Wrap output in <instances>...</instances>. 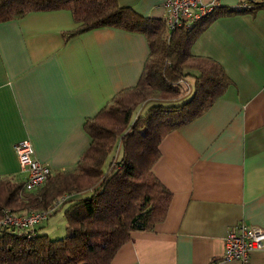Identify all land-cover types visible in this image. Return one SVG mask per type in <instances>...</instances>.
<instances>
[{
    "label": "crops",
    "instance_id": "0c3cea01",
    "mask_svg": "<svg viewBox=\"0 0 264 264\" xmlns=\"http://www.w3.org/2000/svg\"><path fill=\"white\" fill-rule=\"evenodd\" d=\"M163 1L117 0L165 21ZM78 26L67 10L0 22V179L22 182L14 145L24 139L52 174L74 171L90 144L84 123L138 84L149 56L142 32L102 27L65 41ZM190 53L217 63L228 86L160 142L151 171L171 195L166 217L132 233L111 264H240L223 259L226 235L242 223L264 231V9L211 20ZM248 264H264V251Z\"/></svg>",
    "mask_w": 264,
    "mask_h": 264
},
{
    "label": "trees",
    "instance_id": "16d2710c",
    "mask_svg": "<svg viewBox=\"0 0 264 264\" xmlns=\"http://www.w3.org/2000/svg\"><path fill=\"white\" fill-rule=\"evenodd\" d=\"M248 1V7L219 6L191 28L169 33L165 21L144 19L117 0H0V22L31 12L67 10L79 26L64 34L65 41L113 27L142 32L149 47L138 84L84 123L90 144L74 171L53 173L33 192L24 191L20 181L0 179V219L4 209L14 215L46 211L65 195L91 191L50 215L66 206L69 234L64 238L52 240L34 231L27 239L0 230V264H111L132 233L150 231L165 219L171 195L151 171L160 157L158 146L168 133L203 114L228 86L221 67L192 56L190 47L211 20L264 9V0ZM187 78L192 79L190 89L181 83ZM185 96L179 104H160ZM151 100L160 103L135 116Z\"/></svg>",
    "mask_w": 264,
    "mask_h": 264
},
{
    "label": "built area",
    "instance_id": "2783aa9c",
    "mask_svg": "<svg viewBox=\"0 0 264 264\" xmlns=\"http://www.w3.org/2000/svg\"><path fill=\"white\" fill-rule=\"evenodd\" d=\"M162 8L165 13V24L169 33L192 25L206 18L219 8L215 1L207 3L203 0H164ZM185 88L189 84L181 81ZM14 153L19 166L23 190L33 192L42 187L52 175L51 168L40 163L34 154V149L28 139L21 140L14 145ZM61 197L46 211H32L23 215H14L9 209L2 211L0 230L10 229L16 235H24L27 239L34 235V230L45 223L50 215L68 199ZM264 251V231L245 224H239L225 237L224 261H239L248 264L252 252Z\"/></svg>",
    "mask_w": 264,
    "mask_h": 264
},
{
    "label": "rangeland",
    "instance_id": "374dc122",
    "mask_svg": "<svg viewBox=\"0 0 264 264\" xmlns=\"http://www.w3.org/2000/svg\"><path fill=\"white\" fill-rule=\"evenodd\" d=\"M158 103L160 102L154 101V100L144 103L134 112L135 116L142 114L143 112L147 110L148 107L154 104H158ZM160 104L171 105V104H179V103H177V100H174V101H169V102H163ZM65 196H68V195H65ZM75 196H68L67 197L68 199L65 201V204H67L70 200L75 198ZM64 210L65 209L63 208L56 214L50 216L49 219L44 223V227L41 228L42 233L46 234L52 240L64 238L65 236L69 234V231L66 228V223H65V219L63 215Z\"/></svg>",
    "mask_w": 264,
    "mask_h": 264
}]
</instances>
